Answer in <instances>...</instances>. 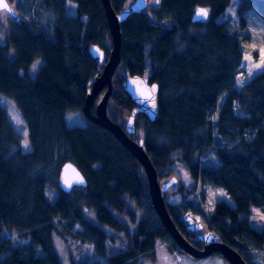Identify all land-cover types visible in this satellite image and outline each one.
Masks as SVG:
<instances>
[{"label":"trees","instance_id":"obj_1","mask_svg":"<svg viewBox=\"0 0 264 264\" xmlns=\"http://www.w3.org/2000/svg\"><path fill=\"white\" fill-rule=\"evenodd\" d=\"M39 1L55 17L51 31L14 19V14L0 46V97L19 111L31 147L22 152L21 138L0 107V264H61L53 234L60 239L73 236L68 231L75 226L81 230L74 237L92 244L101 262L85 258L79 264H138L141 256L153 258L156 242L169 243L183 255L155 213L153 225L143 218L135 222L131 214L130 204L138 211L141 202L150 205L141 165L113 136L86 119L85 126L66 125L68 114L82 115L88 82L101 69L87 48L98 46L105 58L110 50L100 0ZM66 1L76 4L77 14L68 24L62 18ZM127 2L110 0L116 13ZM199 7L208 11V18L193 22ZM251 11L260 18L264 36V0H156L148 12L131 14L120 25L121 60L112 76L107 115L118 123L136 108L122 86L126 76L157 84V118L150 122L137 114L134 138L143 140L158 181L179 161L194 185L223 190L231 205L216 203L203 219L207 229L235 250L260 251L264 220L256 230L249 217L254 209L264 210V70L241 89L234 87L249 40L245 15ZM37 59L42 65L31 78L29 69ZM209 152L218 164L202 166L200 160ZM65 162L83 173L85 188L70 193L58 189ZM48 189L56 191L53 201L46 198ZM166 206L182 234L181 210ZM88 209L94 211L89 221L83 218ZM103 228L124 235L126 247L109 253L111 235Z\"/></svg>","mask_w":264,"mask_h":264},{"label":"rangeland","instance_id":"obj_2","mask_svg":"<svg viewBox=\"0 0 264 264\" xmlns=\"http://www.w3.org/2000/svg\"><path fill=\"white\" fill-rule=\"evenodd\" d=\"M133 0H128L127 5L131 4ZM11 12L0 11V46L4 44V33H6L8 27H10V19L12 15L15 18H20L21 22H32L33 24L40 27L42 30L50 32L55 24V17L51 12L43 9L42 4L39 0H11ZM156 5L153 0L148 1V9ZM62 18L64 21L76 18V4L73 2L66 1L64 5ZM247 21L249 22L248 37L249 40L246 43L245 50H242L241 63L238 67V71L234 75V87L239 90L246 83H248L255 75L259 74L264 70V36L262 35V22L255 12H248L246 15ZM68 19V20H67ZM70 23V22H69ZM109 46V43H107ZM243 48V47H242ZM42 65L40 59L35 60L29 69V75L31 78L34 77L38 68ZM0 107H2L6 113L8 122L10 123L13 131L20 136V146L22 152H30L31 147L27 141V131L24 127L23 120L19 111L15 108L12 102L0 97ZM125 118L118 120V123L124 124ZM215 116L211 118L214 121ZM67 127L74 126H85L86 120L80 114H68L65 118ZM138 132L136 135L139 137ZM216 140L217 138L214 137ZM218 164V160L214 153L209 152L203 156L200 160L202 166ZM170 172L167 177L160 180L166 181L171 176L178 179L176 186L171 187L170 193L165 196V202L175 210L190 209L195 213L202 216V219H206L213 209L214 205L219 202H226L231 205L225 192L218 188H210L207 186H200L199 184L194 185V182L189 177L185 167L179 162L174 161L164 171L165 173ZM194 186V187H193ZM182 187L183 192L177 193L176 190ZM193 187V191L188 193ZM46 198L48 201H53L57 195L56 191L52 189L46 190ZM204 200H202V195ZM144 192V197L145 196ZM147 200V198H146ZM144 203L148 201L142 200ZM142 209L138 211L132 204H130L131 214H133L135 222H139L140 219H144L147 225L154 224V211L151 209L149 204H143L141 202ZM94 211L88 209L84 212L83 218L86 220H92ZM264 220V210L254 209L252 215L249 217L250 225L260 230L262 227V221ZM56 226L57 222H55ZM64 229L68 228V223L63 224ZM61 231V229H58ZM79 226L71 227L69 233L73 236H65L64 239H60L56 234H53V247L59 257L61 264H79L85 258L89 261H98L100 258L95 256V249L92 244L82 243L79 239H76L75 234L80 231ZM111 235V240L107 241V247L109 253H117L119 250L124 249L127 245V238L117 233L103 228ZM136 227L130 228V231L134 232ZM6 235V233H4ZM7 236V235H6ZM17 243H25L26 240L15 239ZM243 255L248 258L250 264H264V249L260 251H247L244 249H238ZM145 257V258H142ZM101 263V262H100ZM138 264H222L221 261L216 257H211L206 260H193L188 256L180 255L178 252L170 246L169 243L156 242L154 248V256L151 259L149 256H141L138 259Z\"/></svg>","mask_w":264,"mask_h":264},{"label":"water","instance_id":"obj_3","mask_svg":"<svg viewBox=\"0 0 264 264\" xmlns=\"http://www.w3.org/2000/svg\"><path fill=\"white\" fill-rule=\"evenodd\" d=\"M3 2L8 5L7 0H3ZM100 2L103 7L111 44L106 58L104 51L98 46L91 45L87 48V54L101 66V69L88 82L89 89L81 110L82 115L87 121L113 136L141 165L145 176L146 195L151 208L163 229L183 254L198 260L206 259L212 254H219L229 264H246L238 252L231 246L220 242L213 231L203 233V222H201L200 216L191 210H187L184 213L182 221L187 230L192 233H198V240L204 243V247L202 249L195 248L179 232L171 219L165 202V193L177 182V178L172 176L167 182L161 184L158 181L157 171L144 150L143 140L131 138L135 134L134 123L137 114H143L150 122L156 120L159 110L158 85L155 83L149 84L148 79L145 77L137 75L126 76L122 86L136 105V108L132 110L122 126L108 117L107 103L112 92V76L121 60L122 39L120 25L131 14L144 12L148 8V0H134L130 6L117 13L113 10L110 0H100ZM9 9L8 5V9L0 8V11ZM201 10L206 9L203 7L197 8L192 17L193 22L205 21L208 18L207 10L206 16L199 15ZM101 92H103V95L94 105V112L92 113L91 107ZM86 186L87 181L83 173L70 162L62 164L57 178V187L60 191L70 193L74 188H85Z\"/></svg>","mask_w":264,"mask_h":264},{"label":"flooded vegetation","instance_id":"obj_4","mask_svg":"<svg viewBox=\"0 0 264 264\" xmlns=\"http://www.w3.org/2000/svg\"><path fill=\"white\" fill-rule=\"evenodd\" d=\"M11 0H7V3H8V5H9V8H11V6H10V4H11V2H10ZM149 1V0H148ZM154 2H156V0H153ZM134 2V0L132 1V3ZM131 3V4H132ZM131 4H129V5H127L126 7H128V6H130ZM125 7V8H126ZM12 9V8H11ZM11 9H9V11H7V12H11ZM128 18V17H127ZM95 103V102H94ZM93 103V104H94ZM92 113L94 112V111H91ZM135 136V135H134ZM134 136H132V138L133 139H136V138H134ZM172 177V176H171ZM170 177V178H171ZM169 178V179H170ZM169 179H167L166 181H161V184H163V183H165V182H167ZM177 183H179L178 182V179H177V182L173 185V186H176V184ZM172 186V187H173ZM170 189H171V187L169 188V190L165 193V196L167 195V194H169L170 192ZM168 209V208H167ZM187 210H190V209H184V210H181V212H180V220L182 221V218H183V215H184V213L187 211ZM169 211V210H168ZM193 213H195L193 210H191ZM197 214V213H196ZM199 215V214H198ZM200 216V215H199ZM200 218H201V222H203V230H202V232L204 233V232H207V231H211V230H208L207 229V225H206V223L204 222V220L202 219V216H200ZM181 225H183L184 226V231H182V234H183V236H185L187 239H188V241L192 244V243H194L195 245H196V247L195 248H197V249H202L203 247H204V243L202 242V241H199L198 240V233H192V232H190L189 230H187L186 229V227H185V224L183 223V221H182V224ZM182 226V227H183ZM220 241V240H219ZM221 242V241H220ZM237 252H238V254L241 256V258L245 261V263L246 264H250V262L248 261V258H246V256L245 255H243L239 250H236ZM183 254V253H182ZM183 255H185V254H183ZM185 256H188V255H185ZM189 257V256H188ZM211 257H216V258H218L220 261H221V263L222 264H229L225 259H223L219 254H212V255H210L209 257H207L206 259H208V258H211ZM191 258V257H190ZM191 259H193V258H191ZM206 259H202V260H206ZM193 260H198V259H193Z\"/></svg>","mask_w":264,"mask_h":264},{"label":"snow or ice","instance_id":"obj_5","mask_svg":"<svg viewBox=\"0 0 264 264\" xmlns=\"http://www.w3.org/2000/svg\"><path fill=\"white\" fill-rule=\"evenodd\" d=\"M0 8L8 9V5L3 2V0H0ZM199 15L206 16L207 11L206 10H201Z\"/></svg>","mask_w":264,"mask_h":264}]
</instances>
